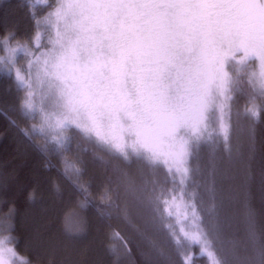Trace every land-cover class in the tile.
Masks as SVG:
<instances>
[{
    "label": "snow or ice",
    "instance_id": "1",
    "mask_svg": "<svg viewBox=\"0 0 264 264\" xmlns=\"http://www.w3.org/2000/svg\"><path fill=\"white\" fill-rule=\"evenodd\" d=\"M35 4L47 7L40 18L33 12L37 29H47L46 42L39 33L25 42L0 34V70L24 90L23 114L39 119L31 132L43 137L42 152L59 158L70 184L64 190L53 181L73 205L63 216L65 233L81 235L89 209L129 219L131 205L171 243L168 264H194L197 257L208 264H264V228L257 227L246 192L245 237L225 242L227 207L241 195L237 179L251 178L255 124L264 118V0ZM20 59L24 67H18ZM239 95L244 103L236 115L252 121L246 153L234 144ZM74 137L103 147L123 165L105 178L97 198L82 182V159L66 155ZM14 229L10 205L0 211V264H32L17 251ZM112 236L130 256L123 237ZM35 243L51 241L37 233ZM192 244L197 254L187 250ZM141 255L145 264H157Z\"/></svg>",
    "mask_w": 264,
    "mask_h": 264
},
{
    "label": "trees",
    "instance_id": "2",
    "mask_svg": "<svg viewBox=\"0 0 264 264\" xmlns=\"http://www.w3.org/2000/svg\"><path fill=\"white\" fill-rule=\"evenodd\" d=\"M46 11V5L35 4V0H0V34L12 33L15 40L25 42L41 30L43 42H46V27L41 25L37 29L33 18V12L36 18H40ZM24 66L25 61L20 59L18 67ZM24 94L14 77L0 70V211H7L10 205L15 207L13 234L18 237L15 247L20 255L27 257L32 264H49V261L51 264H145L141 255V252H145L157 264H168L171 243L162 233H154L131 205L129 219L114 210L112 218L108 219L89 209L85 231L75 238L65 233L63 216L73 205L66 196L57 193L53 181L64 190L70 184L62 175L59 158L42 152L39 145L44 143L43 137L31 132V125L39 124V119L23 114L20 97ZM243 103L244 96L239 95L234 107L233 129L234 144L240 143L246 153L252 121L243 114L236 115ZM255 129L256 151L252 160V175L247 183H244L243 174L236 181L241 185V195L227 207L225 242L229 238L242 241L245 237L248 227L245 192L254 210L257 227L264 228V118L255 124ZM77 144L81 149L87 148V151H80ZM72 145V152L66 155L69 158L78 155L82 159V182L90 184V193L93 198H97L105 178L114 168L123 165L117 157L93 142L74 137ZM30 194H33V199L29 198ZM114 231L127 242L131 249L130 256L124 254L121 240L113 238ZM37 233L50 240L51 244L37 247ZM145 237L155 240L163 251L150 247ZM187 250L197 254L199 247L192 244ZM194 264H208V261L197 257Z\"/></svg>",
    "mask_w": 264,
    "mask_h": 264
},
{
    "label": "rangeland",
    "instance_id": "3",
    "mask_svg": "<svg viewBox=\"0 0 264 264\" xmlns=\"http://www.w3.org/2000/svg\"><path fill=\"white\" fill-rule=\"evenodd\" d=\"M44 27H45V26H44ZM46 31H47V30H46ZM38 33H39L40 38H41V39H40V42L43 43V39H42L43 36H44V35H43V32L40 30ZM37 101H39V96H38V95H37Z\"/></svg>",
    "mask_w": 264,
    "mask_h": 264
}]
</instances>
